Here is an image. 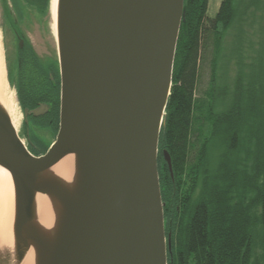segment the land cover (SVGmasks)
<instances>
[{"label": "water", "instance_id": "95a60500", "mask_svg": "<svg viewBox=\"0 0 264 264\" xmlns=\"http://www.w3.org/2000/svg\"><path fill=\"white\" fill-rule=\"evenodd\" d=\"M57 13L60 127L47 152L28 149L0 104L15 188L14 252L0 249V264L30 250L36 264H168L158 153L184 0H58ZM67 154L71 188L49 174ZM38 193L60 204L51 235L34 222Z\"/></svg>", "mask_w": 264, "mask_h": 264}, {"label": "trees", "instance_id": "16d2710c", "mask_svg": "<svg viewBox=\"0 0 264 264\" xmlns=\"http://www.w3.org/2000/svg\"><path fill=\"white\" fill-rule=\"evenodd\" d=\"M208 8L209 0H184L159 139L165 230L172 243L168 264H264V66L247 84L240 77L232 93L217 91L215 59L237 12L235 0H222L214 17ZM213 51V79L197 96L201 66ZM59 70L58 62L57 97L50 110L23 123L35 155L51 145L36 128L59 131ZM221 97L227 100L222 108L217 106Z\"/></svg>", "mask_w": 264, "mask_h": 264}, {"label": "flooded vegetation", "instance_id": "af4514ba", "mask_svg": "<svg viewBox=\"0 0 264 264\" xmlns=\"http://www.w3.org/2000/svg\"><path fill=\"white\" fill-rule=\"evenodd\" d=\"M51 3L52 0H0L7 80L27 123L34 114L45 115L57 97L58 53L53 56L41 45L52 47L47 40Z\"/></svg>", "mask_w": 264, "mask_h": 264}, {"label": "rangeland", "instance_id": "374dc122", "mask_svg": "<svg viewBox=\"0 0 264 264\" xmlns=\"http://www.w3.org/2000/svg\"><path fill=\"white\" fill-rule=\"evenodd\" d=\"M221 2L222 0H209V16L214 17L217 14ZM235 7L237 12L236 18L231 26L225 30L220 46V52L217 55L218 57H216L217 59H215V87L221 95L224 93H232L238 79L242 78V82L246 84L249 83V77L254 70L260 69V65H262V67L264 66V0H235ZM49 22L50 31L47 40L52 47L48 48L47 45L42 43L41 45H43V49H47L48 52L54 56L58 53V45L57 36L52 29L53 20L51 13ZM0 36L6 68L7 59L1 20ZM214 57L215 52H210L209 58H207L205 63L201 66L196 93L197 96H201L210 87L214 72V65H212ZM7 83L9 84L8 80ZM10 89L14 91L13 88ZM226 101L227 100H224L223 97H221L217 106H220V108L224 107ZM16 103L19 108L20 116L18 133L27 144L28 141L23 132L24 113L17 100ZM36 130L45 138V141L49 142V144H52L55 141L58 134L56 133L55 135L50 128H36Z\"/></svg>", "mask_w": 264, "mask_h": 264}, {"label": "bare ground", "instance_id": "6f19581e", "mask_svg": "<svg viewBox=\"0 0 264 264\" xmlns=\"http://www.w3.org/2000/svg\"><path fill=\"white\" fill-rule=\"evenodd\" d=\"M52 29L57 36L58 0H52ZM0 104L8 112L16 130L19 127V108L14 91L7 83L4 53L0 36ZM57 176L68 187H73L77 174V159L75 154H67L51 169L50 173ZM35 224L47 234H53L58 226L60 204L50 195H36ZM14 220H15V188L11 173L0 166V249H5L8 255L14 252ZM21 264H36L34 250H30Z\"/></svg>", "mask_w": 264, "mask_h": 264}]
</instances>
